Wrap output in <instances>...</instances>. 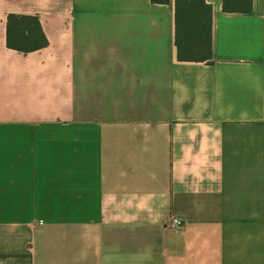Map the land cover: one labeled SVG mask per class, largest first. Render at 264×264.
<instances>
[{"label": "crops", "instance_id": "obj_1", "mask_svg": "<svg viewBox=\"0 0 264 264\" xmlns=\"http://www.w3.org/2000/svg\"><path fill=\"white\" fill-rule=\"evenodd\" d=\"M226 1L196 61L176 0H0V264H264V0Z\"/></svg>", "mask_w": 264, "mask_h": 264}, {"label": "trees", "instance_id": "obj_2", "mask_svg": "<svg viewBox=\"0 0 264 264\" xmlns=\"http://www.w3.org/2000/svg\"><path fill=\"white\" fill-rule=\"evenodd\" d=\"M167 3L169 0H154ZM225 2V11L251 13L253 0L246 1L245 8L233 9ZM20 24V32L12 34L11 26ZM28 22L35 25V35L26 34L22 28ZM9 46L22 51L38 50L48 45V39L39 24V19L28 15L9 16ZM213 7L207 0H176V44L181 60L206 61L214 55Z\"/></svg>", "mask_w": 264, "mask_h": 264}, {"label": "built area", "instance_id": "obj_3", "mask_svg": "<svg viewBox=\"0 0 264 264\" xmlns=\"http://www.w3.org/2000/svg\"><path fill=\"white\" fill-rule=\"evenodd\" d=\"M167 225L175 229L176 231H180L185 228L186 220L180 216L173 214L169 217Z\"/></svg>", "mask_w": 264, "mask_h": 264}]
</instances>
